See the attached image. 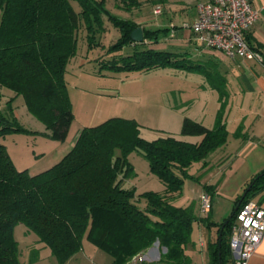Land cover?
<instances>
[{"label": "trees", "instance_id": "trees-1", "mask_svg": "<svg viewBox=\"0 0 264 264\" xmlns=\"http://www.w3.org/2000/svg\"><path fill=\"white\" fill-rule=\"evenodd\" d=\"M111 1L125 11L141 5V0ZM106 5L107 0H0V87L14 92L5 102L22 95L27 110L48 130L43 133L56 140L69 139L74 118L65 75L82 28L87 49L98 47L107 54L102 59L109 68L142 72L171 65L203 75L209 72L187 52L157 49L145 42L159 41L169 28L142 27L143 40L134 42L130 33L139 25ZM107 31L114 36L104 43ZM126 45L131 51L123 54ZM223 83L213 84L221 98ZM25 129L0 107V134ZM140 129L134 119L119 116L84 126L56 162L34 173L17 169L0 144V264H23L13 234L18 223L33 231L60 262L82 249L85 238L110 255V264H128L155 241L162 251L148 264H191L186 248L193 223L202 217L171 199L182 191L189 167L227 142L226 123L220 111L211 127L184 116L180 133L199 135L197 141L169 132L147 140ZM132 150H140L146 158L163 185L161 191L136 194L134 188L123 186L132 171L127 158ZM204 188L210 193V186ZM258 192H264V169L250 178L228 217L207 222L216 226V236L208 241L206 264L231 262V226L241 205Z\"/></svg>", "mask_w": 264, "mask_h": 264}, {"label": "rangeland", "instance_id": "rangeland-1", "mask_svg": "<svg viewBox=\"0 0 264 264\" xmlns=\"http://www.w3.org/2000/svg\"><path fill=\"white\" fill-rule=\"evenodd\" d=\"M166 1L141 0V5L131 11L117 9L111 0H107L106 6L116 13H121L119 14L121 16L125 15L122 17L135 18L145 25L159 18L160 12H154L157 6L161 8V14L166 12ZM108 27L118 35L117 29L110 23ZM112 32L107 31L103 35L104 38L102 37V42L106 43L108 38H113ZM84 35L85 31L82 28L79 32L81 40L77 42L76 54L70 58L65 75L74 114L69 129V138L84 126L96 125L109 117L119 116L137 121L141 125L140 135L147 140L169 132L179 138L197 141L199 135L180 133L183 117L187 116L211 127L219 111L222 119L227 120L226 127L230 138L232 136L244 137V133H247V126L245 125L244 128V123L248 124L247 121H239L240 126H238V121L235 122L234 119L243 112L253 113L251 115L253 117L259 111L258 103L252 93L249 95L251 101L248 106L238 104L241 99L247 98L249 91L246 87L248 85L246 86L243 82L244 77L240 72L234 73V65L229 59H213L208 62L207 58L191 56L193 60L207 65L205 66L209 72L206 74L210 75V78L205 76L206 74L171 65L152 68L140 73L128 72L104 65L102 58H108L107 54H101L102 50L98 47L87 49L86 41H83ZM185 49L179 46L168 47V50L173 52L189 51L190 54L192 53L191 50ZM128 51H131L130 47L124 46L122 53L126 54ZM222 71H227L229 82L220 78ZM233 79L236 82H232ZM223 81L226 87H223L225 92L221 98L214 85L221 84ZM243 88L246 89L245 96ZM0 91L1 94L3 93L0 98L2 111L14 115L17 122L26 128L18 131L9 130L0 134V144L5 147L14 166L19 170L27 169L30 173H34L56 162L69 149V141L67 139L59 141L43 133L48 130L27 110L22 95H18L8 104L5 101L14 94L13 90L2 86ZM250 107L252 109H249ZM226 148L224 145L218 152L213 153L209 157L210 164H201L202 160L193 163L189 167L190 175L184 179L182 191L171 199L176 205L189 206L196 216L202 217L193 223L191 241L186 248L192 260L191 264L208 262V235L215 237L216 227L206 224L212 219L220 222L228 217L232 212L235 199L242 193L241 190H237L238 181L241 173L246 171L247 164H233L230 167L228 164L230 160L227 159L231 153ZM127 158L132 164V171L123 180L124 187L134 188L136 194L149 190H162V183L150 171L148 161L140 150H132ZM206 184L214 188L210 194L212 209L211 212L201 214L196 201ZM210 229H212L211 234ZM13 234L21 250L23 264H110L111 262L108 253L97 248L85 238L82 249L66 261L60 262L51 253L49 247L38 241L36 234L28 230L23 223L14 226ZM200 238L204 240V247L199 245ZM161 251L162 249L159 248L157 254L159 257ZM142 258L149 263L145 257L140 255L128 264L141 262ZM155 258L153 256L150 259Z\"/></svg>", "mask_w": 264, "mask_h": 264}, {"label": "crops", "instance_id": "crops-1", "mask_svg": "<svg viewBox=\"0 0 264 264\" xmlns=\"http://www.w3.org/2000/svg\"><path fill=\"white\" fill-rule=\"evenodd\" d=\"M199 1H204V0H167L165 6L166 12H164L163 14H161L160 12V14H158L160 15L158 19H156L154 22L147 23L145 25H142L141 21L135 18H131L127 16L126 17L133 19L141 27H147L153 29L158 27L169 28L167 35L162 37L157 42H152L145 39V42L148 44L149 47H153L157 49H168L169 46H179L181 48H186L191 50L192 52L191 54L189 51L186 52L193 57L195 55L198 58H205V59L207 58L210 60L228 59L221 52L203 46L200 42L196 40L192 30L182 27V23L191 22L192 19L195 17L196 15L195 5ZM249 1L254 7L259 8V17L246 30L245 37L247 41L253 46V48H255V50H257L261 54L262 58H264V0H249ZM230 61L234 65L233 68L234 73H237V71L240 72L241 76L244 77L243 82L246 83V86L248 85L246 87V89L249 91L247 98L245 97L241 99L240 103L238 104L240 106H245V107L248 106V104L251 101L249 95L252 93L254 95V98H256V102L258 103L257 108L259 110L257 114L254 113L255 115L253 117H251L253 113L247 114V112L246 113L243 112L239 114L234 119V121L235 122L238 121V126H240L239 121L246 120L248 124H246L245 122L244 128L247 126V130H246L247 133L243 132L244 137L232 136V138H230L228 133L227 142L224 144L227 147L226 150L230 151L231 153V155L227 159L228 161L230 160L228 163L230 164V167L233 164H247L246 171L244 170H243L244 172L242 171L243 173H241L240 179L238 181L237 190H241L242 192L243 188L246 186L250 178L257 172L264 169V62L261 63L256 59H250V60L237 59L234 61L232 60ZM222 76L225 82L226 81L229 82V79L227 77V71L225 72L222 71ZM232 82H236L235 79H233ZM246 89L243 88L242 90L244 92V96L246 95ZM13 95L14 94L10 95V97ZM16 97L14 99H16ZM249 109H252V107H250ZM226 122L227 120H225V123ZM79 130L80 129L75 131V133L68 139L69 141L68 148H70L74 144V141L78 135ZM221 147L217 148L215 151L210 153L205 159L201 161V164L204 165L210 164L209 157L213 155V153L218 152L221 149ZM50 165H48L47 167H49ZM204 189L201 190L200 192L204 191ZM212 189L214 188L211 187V189L209 190L210 193L212 192ZM262 193L264 192H258L257 194H255L254 198L251 199L264 205V197L261 196ZM198 199L199 196L196 201L198 205L197 207L199 208ZM211 209H212V205H211ZM211 209L209 212H211ZM210 222L216 223L217 221L212 219ZM214 227L216 226L214 225ZM209 232L211 234L212 229H210ZM214 234L216 235V233ZM213 237L214 235L213 236L208 235V241L211 240ZM199 245L201 247H204V240L202 238H200ZM158 249H159V245L158 246L152 245L143 252H141L139 255L145 256L146 260L155 256L156 257L155 259H151V261H155L159 259V256L157 255ZM147 254H150V256H147ZM248 264H264V238L261 239L255 252L250 257Z\"/></svg>", "mask_w": 264, "mask_h": 264}, {"label": "built area", "instance_id": "built-area-1", "mask_svg": "<svg viewBox=\"0 0 264 264\" xmlns=\"http://www.w3.org/2000/svg\"><path fill=\"white\" fill-rule=\"evenodd\" d=\"M195 9V17L191 22L182 23V27L192 30L196 40L203 46L221 52L232 61L256 59L264 62L261 54L250 46L245 37L246 30L259 17V8L254 7L249 0H204L197 2ZM154 12H161V8L157 6ZM211 205L210 193L202 191L199 195L200 213H207ZM262 238L264 205L249 199L238 209L231 226L229 264H248ZM153 245L158 246V242L155 241ZM142 261L145 262L143 258ZM146 261L151 262V259Z\"/></svg>", "mask_w": 264, "mask_h": 264}, {"label": "water", "instance_id": "water-1", "mask_svg": "<svg viewBox=\"0 0 264 264\" xmlns=\"http://www.w3.org/2000/svg\"><path fill=\"white\" fill-rule=\"evenodd\" d=\"M131 39L134 42H140L143 40V31L141 26H136L130 33ZM247 189H249V186H247ZM246 191H244L240 197V200L244 197ZM239 200V201H240ZM237 206H235L236 208Z\"/></svg>", "mask_w": 264, "mask_h": 264}]
</instances>
